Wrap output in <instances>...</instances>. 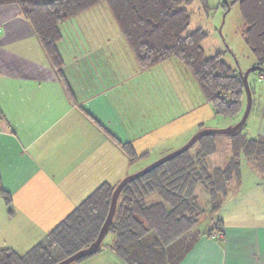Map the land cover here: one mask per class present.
I'll use <instances>...</instances> for the list:
<instances>
[{
  "label": "crops",
  "instance_id": "obj_1",
  "mask_svg": "<svg viewBox=\"0 0 264 264\" xmlns=\"http://www.w3.org/2000/svg\"><path fill=\"white\" fill-rule=\"evenodd\" d=\"M59 28L62 71L20 7L0 3V186L12 200L7 206L0 194V233L10 228L25 246L38 245L100 185L121 181L141 145L157 134L161 145L165 127L198 110L193 77L176 60L141 70L107 6ZM252 92L246 136L264 139V89ZM241 170L207 226L221 221V231L199 232L176 264H264V173L246 159ZM113 243L77 264H127Z\"/></svg>",
  "mask_w": 264,
  "mask_h": 264
},
{
  "label": "trees",
  "instance_id": "obj_2",
  "mask_svg": "<svg viewBox=\"0 0 264 264\" xmlns=\"http://www.w3.org/2000/svg\"><path fill=\"white\" fill-rule=\"evenodd\" d=\"M200 1L207 5V0ZM193 2L0 0V3L20 7L59 71L64 67L57 48L62 38L61 23L105 4L141 70L176 60L192 74L217 116L243 114L246 93L240 74L225 63L223 54L205 56L202 44L208 36L202 29L187 34L191 25L188 7ZM233 5L239 6L245 26V43L256 58L257 66L263 67L264 0H224L225 12ZM235 137L238 143L233 139V145L236 144L237 156L233 155L224 165L210 163V158L218 153V136H205L189 151L123 189L108 233L115 235L112 249L121 260L127 264H176L199 236L196 226L200 215L206 209L210 213L218 211L231 185L241 180L242 159L253 160L264 173V139H249L246 134ZM125 149L135 156L130 145H125ZM117 185H100L26 254L1 250L0 264H58L89 247L107 218ZM0 194L10 206L11 197L1 186ZM203 196L207 206L203 204ZM221 224L217 221L206 235L216 237ZM103 247L104 242L98 252Z\"/></svg>",
  "mask_w": 264,
  "mask_h": 264
},
{
  "label": "rangeland",
  "instance_id": "obj_3",
  "mask_svg": "<svg viewBox=\"0 0 264 264\" xmlns=\"http://www.w3.org/2000/svg\"><path fill=\"white\" fill-rule=\"evenodd\" d=\"M223 4L224 0H207V5L204 6L200 0H194L193 4L188 7V12L191 15V25L187 31V34L192 33L197 29H202L208 36L202 44L205 56L209 58L216 54H223V60L231 69L236 71L237 74L245 73L248 69L257 67V60L245 43V26L240 14L239 6L233 5L227 12H225ZM184 70L186 69L184 68ZM186 71L191 77H193L188 70ZM248 82L253 90L254 88H257L259 91L264 89V81L260 79L259 72L251 73ZM195 85L196 88H194V84L190 86L193 90V93H195V100L196 105H198V110L193 111L192 113H187L186 116L182 117L180 120L176 121L175 124L171 125L172 127H165L167 130L165 129L166 132H164V130L162 134H168L169 136V139L165 140L166 143L163 142L161 145H159L157 138L159 134H157L156 136H153L152 139H149L147 145H141V147H139L141 150L138 151V159L133 161L129 174L125 175L121 181L127 176L139 172L153 162L179 150L184 145H186L188 141L200 131H197V128L196 130L194 129V125H197L196 119L198 116L203 117V128L205 129L223 130L239 123L244 113L235 117H222L217 116L216 114L214 115L213 107L211 104H208L207 100L204 98L197 82ZM187 89L191 94L192 90L189 86ZM209 107L211 108L209 109ZM253 117L254 114H251L247 127L250 125V123H252L254 119ZM168 121H170V119H168L167 122ZM158 124L161 125V122H158ZM247 127L245 126L238 134H246L248 137H250L247 133L249 132ZM233 139H236L235 141L238 143V139L235 136H218V153L214 157L210 158V163L215 165H224L233 155L237 156L234 147L236 144L233 145ZM121 181L116 183L110 182L109 184L114 186V184L117 185ZM206 202L207 199L203 196V204L206 205ZM215 214L216 212L210 213L208 209H206L205 212H203L198 218L199 223L196 226V231L204 232L209 230L207 226L208 224L212 223V220L215 218ZM5 229L6 226L1 227L3 234L0 233V250L9 248L10 251L12 249V251L22 255L33 248L32 245L25 246L18 243L15 244L14 239H11L10 237L11 229ZM114 239L115 235L109 234L104 240V245L106 246L107 244H111Z\"/></svg>",
  "mask_w": 264,
  "mask_h": 264
},
{
  "label": "water",
  "instance_id": "obj_4",
  "mask_svg": "<svg viewBox=\"0 0 264 264\" xmlns=\"http://www.w3.org/2000/svg\"><path fill=\"white\" fill-rule=\"evenodd\" d=\"M229 9L230 8H228V10ZM254 72H259V73L264 74V68L257 66V67H253V68L248 69L245 73H240V76H241V79H242V82L244 85L245 93H246V108H245L244 114H243V116H242V118L238 124H236L235 126H231L227 129H223V130L201 129L199 132H197L188 141V143L186 145H184L179 150H177V151H175L169 155H166L165 157H162L161 159L153 162L152 164L148 165L147 167L140 170L139 172L132 174V175H129L126 178H124L116 186V188L112 194L109 212H108L107 218H106L102 228L100 229V232L98 234L97 239L89 247L79 251L78 253L74 254L73 256H71V257H69V258H67L61 262H59L58 264H74L79 260H82L84 258H88V257H91V256L97 254V252L99 251L100 247L102 246L106 236L109 233L110 226L113 222V219H114V216L116 213L119 196H120L121 192L123 191V189L128 184H130L131 182L145 176L146 174L150 173L151 171L155 170L156 168L160 167L161 165H163V164L173 160L174 158L184 154L185 152L189 151L190 149H192L194 147V145L202 137H205V136H227V137H231V136L237 135L246 126L247 120H248L250 113H251V110H252L253 97H252V92H251V88H250L248 79H249L250 74L254 73Z\"/></svg>",
  "mask_w": 264,
  "mask_h": 264
},
{
  "label": "built area",
  "instance_id": "obj_5",
  "mask_svg": "<svg viewBox=\"0 0 264 264\" xmlns=\"http://www.w3.org/2000/svg\"><path fill=\"white\" fill-rule=\"evenodd\" d=\"M260 79H262V80L264 81V74H262V75L260 76Z\"/></svg>",
  "mask_w": 264,
  "mask_h": 264
}]
</instances>
